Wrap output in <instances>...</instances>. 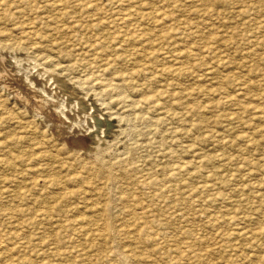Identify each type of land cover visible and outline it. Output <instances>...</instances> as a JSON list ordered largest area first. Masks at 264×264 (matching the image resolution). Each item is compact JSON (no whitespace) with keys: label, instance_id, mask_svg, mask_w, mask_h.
<instances>
[{"label":"rangeland","instance_id":"1","mask_svg":"<svg viewBox=\"0 0 264 264\" xmlns=\"http://www.w3.org/2000/svg\"><path fill=\"white\" fill-rule=\"evenodd\" d=\"M20 1L0 0V264H264V0Z\"/></svg>","mask_w":264,"mask_h":264},{"label":"bare ground","instance_id":"2","mask_svg":"<svg viewBox=\"0 0 264 264\" xmlns=\"http://www.w3.org/2000/svg\"><path fill=\"white\" fill-rule=\"evenodd\" d=\"M3 1V0H2ZM22 1V0H21ZM20 1V2H21ZM31 1V0H30ZM48 1V0H47ZM101 1V0H100ZM5 2V1H4ZM68 2H69V0H68ZM67 2V3H68ZM71 2H74V1H71ZM77 2V1H76ZM76 2H75V5H73L72 7H74V6H76ZM81 2V1H80ZM90 2H92L91 0H90ZM93 2H95V0L93 1ZM59 3H60V0H59ZM59 3H58V5H59ZM64 3V2H63ZM227 3V2H226ZM3 4V3H2ZM14 4H15V2H14ZM49 4H51V3H49ZM49 4H47V5H49ZM57 4V3H56ZM78 4V3H77ZM9 5V4H8ZM12 5V4H11ZM33 5H36V4H33ZM54 5H55V3H54ZM53 5V6H54ZM63 5V4H62ZM94 5V4H93ZM50 6H52V5H50ZM52 6V7H53ZM81 6V5H80ZM79 6V7H80ZM90 6V3H89V1H86L84 4H83V7H89ZM5 6H3V8H4ZM10 7V6H9ZM8 7V8H9ZM13 7H14V5H13ZM16 7H17V5H16ZM51 7V8H52ZM63 7H66V6H64L63 5ZM69 7V6H68ZM93 7V6H92ZM7 8V7H6ZM58 8H60V7H58ZM82 8V7H81ZM97 8V7H96ZM10 9H11V7H10ZM33 9V8H32ZM48 9V8H47ZM50 9V8H49ZM56 9V8H55ZM9 10V9H8ZM22 10V9H21ZM51 10H53V8L51 9ZM4 11V10H3ZM24 11H26V10H24ZM36 11V10H35ZM15 12V11H14ZM21 13L23 12V11H20ZM31 12V11H30ZM26 13H28V12H26ZM37 13V12H36ZM24 15V14H23ZM37 15H39V14H37ZM119 15V14H118ZM140 15H142L141 13H140ZM25 16V15H24ZM32 15H30V17H31ZM120 16H122L121 14H120ZM127 16V15H126ZM138 16V15H137ZM27 17H28V15H27ZM27 17H25V18H27ZM39 17V16H38ZM129 17H131V16H129ZM128 17V18H129ZM24 18V19H25ZM37 18V17H36ZM52 18V17H51ZM120 19V18H119ZM130 19H133V17L132 18H130ZM129 19V20H130ZM29 20V22L31 21V19H27V21ZM34 20H36V19H34ZM126 20H127V18H126ZM134 20V19H133ZM22 21V20H21ZM20 21V22H21ZM124 21V20H123ZM128 21V20H127ZM132 21V20H131ZM24 22H25V20H24ZM24 22H22V23H24ZM32 22V21H31ZM36 23H37V21H35ZM16 24L15 23V26H14V31H16V32H18V33H25V35L28 33V34H33V31H34V29H32L34 26L32 25V24H30V25H28V27H27V25H24V24ZM35 23V24H36ZM131 23V22H130ZM14 24V23H13ZM78 24V23H77ZM76 25V24H75ZM79 25V24H78ZM70 26H72V25H70ZM74 26V25H73ZM25 27H27L28 29H25ZM61 26L59 25V28H60ZM63 27H65V26H63ZM67 28H69V27H67ZM72 28V27H71ZM1 29V28H0ZM32 29V30H31ZM259 29V28H258ZM262 29V28H261ZM73 30H76V29H74L73 28ZM0 31H2V30H0ZM70 31V30H69ZM77 31V30H76ZM36 32V31H35ZM34 32V33H35ZM260 32V31H259ZM76 33V32H75ZM9 34H12V33H8V35ZM78 34V33H77ZM1 35V34H0ZM15 35V34H14ZM19 35V34H18ZM6 36V35H5ZM5 36H4V38H5ZM10 36V35H9ZM12 36V35H11ZM71 36V35H70ZM16 37V36H15ZM127 38V37H126ZM8 38H6L5 40H7ZM21 39H23V38H21ZM71 39H72V36H71ZM132 39V38H131ZM131 39L129 40V42L131 41ZM149 39H150V37H149ZM2 40V39H1ZM5 40H4V42H5ZM23 40H25V39H23ZM99 41V40H98ZM37 41H35V42H32L31 44H33V46H38L37 45V43H36ZM4 44V43H3ZM52 44V43H51ZM116 44H117V42H116ZM1 45V44H0ZM10 45V44H9ZM53 45V44H52ZM94 45V44H93ZM93 45H91V46H93ZM32 45H31V47L32 48H36V47H33ZM58 46V45H57ZM74 46V45H73ZM77 46H80V45H77ZM84 46H86V47H88L89 45H84ZM2 47L4 48V46L2 45ZM82 46H80L79 48H81ZM5 49V48H4ZM87 49V48H86ZM50 50V49H49ZM95 50V49H94ZM93 50V51H94ZM77 52H78V50H76ZM85 51V50H84ZM96 51V50H95ZM94 51V52H95ZM102 51V50H101ZM263 51H264V49H263ZM83 52V51H82ZM100 52V51H99ZM40 53V52H39ZM81 53V52H80ZM79 52H78V54H80ZM90 53H91V51H90ZM97 53V52H96ZM133 53V52H132ZM45 54V53H44ZM81 54H83V53H81ZM85 54H86V52H85ZM101 54H102V52H101ZM261 54V53H260ZM45 59H47L49 62H52V63H54V57L53 56H51L50 54H46V55H43V54H41ZM75 55H76V53H75ZM84 55V54H83ZM90 55V54H89ZM97 55V54H96ZM37 56V55H36ZM41 56V57H42ZM60 56V55H59ZM82 56V55H81ZM101 56V55H100ZM6 57V56H5ZM61 57V56H60ZM94 57V56H93ZM97 58H98V56H96ZM96 57H95V59H96ZM79 57H77V59H78ZM82 58H83V56H82ZM87 58H89V57H87ZM100 58V57H99ZM117 58H119V57H117ZM124 58V57H123ZM182 58V57H181ZM74 59V58H73ZM75 59H76V57H75ZM80 59H81V57H80ZM80 59H78V60H80ZM191 59V58H190ZM193 59V58H192ZM43 60V59H42ZM60 60V59H59ZM63 60V59H62ZM82 60V59H81ZM85 60V59H84ZM84 60H82V61H84ZM99 60V59H98ZM262 60H264V58L262 59ZM40 61V60H39ZM61 61V60H60ZM92 61H93V63H94V59H92ZM43 62V61H42ZM49 62H47V63H49ZM58 62V61H57ZM63 62H64V60H63ZM58 62V65H59V68L61 69V70H65V71H70V70H72V69H74V68H76V67H78L79 65H80V63L79 62H77V61H70V62ZM89 63V62H88ZM50 64V63H49ZM53 65V64H52ZM90 65V64H89ZM90 66H92V65H90ZM95 66V65H94ZM97 66H98V64H97ZM96 66V67H97ZM103 67V66H102ZM58 68V69H59ZM100 68H101V66H100ZM107 68V67H106ZM80 70V69H79ZM95 70H97V69H95ZM98 70H100L99 68H98ZM102 70V69H101ZM167 70V69H166ZM166 70H163V71H166ZM58 71V70H57ZM74 71V70H73ZM77 71V70H76ZM85 71H88V69L87 70H84L83 72H85ZM103 71H105V70H102V73H104V74H106L105 72H103ZM108 71H109V69H108ZM75 72V71H74ZM82 72V73H83ZM92 72V71H91ZM91 72H85L84 74H82V76H83V79L85 80V81H87V80H93L92 78H91V76H88ZM4 73V72H3ZM73 73V72H72ZM6 74V73H5ZM76 74V73H75ZM95 74H96V72H95ZM52 75V74H51ZM72 77V76H71ZM73 78H75V77H73ZM91 78V79H90ZM98 78V76H96L95 77V79H97ZM4 79V78H3ZM104 79V78H103ZM5 80V79H4ZM69 80V79H68ZM18 81H19V79H18ZM23 81V80H22ZM7 82V81H6ZM104 82V81H103ZM102 82V83H103ZM90 83H93V82H90ZM105 83V82H104ZM10 84V83H9ZM85 85V84H84ZM92 86V85H91ZM119 86V85H118ZM117 86V87H118ZM58 88V87H57ZM98 88V87H97ZM124 88V87H123ZM36 92V91H35ZM38 94V93H37ZM28 95V94H27ZM33 95V94H32ZM35 95V94H34ZM30 96V95H29ZM28 96V97H29ZM25 97V96H24ZM32 98V97H31ZM43 97H41L39 94H38V97H37V99H35L36 101H35V105L33 104V107L32 108H38V109H40L41 111L43 110L44 112H46V113H48V114H52L53 116H54V118L56 117V119H58V117H57V115L54 113V111H53V107H52V105H51V103H49V102H44V100L42 99ZM5 99V98H4ZM4 99H2V100H4ZM24 99V98H23ZM231 100V99H230ZM33 101H34V99H33ZM232 101H233V99H232ZM231 101V102H232ZM34 103V102H33ZM161 105V104H160ZM157 107V106H156ZM163 107V106H162ZM161 107V108H162ZM25 109H26V107H25ZM28 110H29V108H27ZM32 110V109H31ZM34 110V109H33ZM37 110V109H36ZM28 112V111H27ZM39 112V111H38ZM36 113V112H35ZM43 114V113H42ZM36 116V115H35ZM39 116H40V113H39ZM49 116V115H48ZM151 116V115H150ZM41 118H42V116H41ZM45 120V119H44ZM55 120V119H54ZM147 120V119H146ZM42 121V120H41ZM49 121V120H48ZM57 121H59V120H57ZM56 122V121H55ZM59 123V122H58ZM164 123V122H163ZM40 124V123H39ZM57 123H53L52 125H54V128L55 129H57V131H59V133H60V136L61 137H63L64 139H65V141H68L67 143H69L70 142V144L73 142V141H77L76 139H78V138H76L75 139V137H72L71 135H69V133H68V127H66V126H64V127H59L58 126V124L56 125ZM63 125V124H62ZM61 125V126H62ZM47 126V125H46ZM51 128H53V127H51ZM55 129H54V131H55ZM78 129V128H77ZM52 130V129H51ZM79 130V129H78ZM76 132H78V131H76ZM185 132V131H184ZM143 133V132H142ZM186 133V132H185ZM52 135H53V133H52ZM51 135V136H52ZM75 135V134H74ZM83 135H84V133H83ZM49 137H50V135H49ZM82 137V136H81ZM80 137V138H81ZM79 138V139H80ZM53 140V139H52ZM56 140V139H55ZM89 140V139H88ZM80 142L81 143H84L85 145L86 144H88V142H86V138H85V140L84 139H82V140H80ZM86 142V143H85ZM80 143V144H81ZM66 144V143H65ZM69 144V145H70ZM79 144V145H80ZM77 145V143L75 144V146ZM82 145V144H81ZM80 145V146H81ZM71 146V145H70ZM74 146V147H75ZM87 146V145H86ZM68 147V146H67ZM82 147L83 148H85L83 145H82ZM96 147V146H95ZM87 148V147H86ZM105 149V148H104ZM70 151V150H69ZM86 151V150H85ZM82 152V151H81ZM104 152V151H103ZM102 152V153H103ZM44 153V152H43ZM89 153V152H88ZM100 154H101V152H99ZM80 155V154H79ZM102 155V154H101ZM37 157H39V155L37 154L36 155ZM44 156V155H43ZM93 156V155H92ZM36 157V158H37ZM95 157V156H94ZM40 158V157H39ZM52 158V157H51ZM16 159V158H15ZM96 159V158H95ZM97 160V159H96ZM177 163V162H176ZM187 164V163H186ZM101 166H102V164H101ZM184 166V165H183ZM182 167V166H181ZM186 167V166H185ZM28 168H30V167H28ZM179 169V168H178ZM174 170V169H173ZM37 171H38V169H37ZM178 171V170H177ZM39 172V171H38ZM174 172V171H173ZM173 172L171 173V174H173ZM50 173V172H49ZM110 173V172H109ZM175 173H176V170H175ZM20 175H22L21 173H20ZM19 175V176H20ZM42 175V174H41ZM173 175H175V174H173ZM18 176V175H17ZM111 176H112V174H111ZM45 177V176H44ZM173 178H174V176H173ZM174 180V179H173ZM171 181H172V179H171ZM46 182V181H45ZM148 183H151V182H148ZM28 185V184H27ZM171 185V184H170ZM196 185V184H195ZM168 188V187H167ZM171 188H172V185H171ZM202 188V187H201ZM209 188V187H208ZM17 189V188H16ZM190 189H192V188H190ZM189 189V190H190ZM204 189V188H203ZM197 190V189H196ZM195 190L193 189V192H194ZM206 191V190H205ZM6 192V191H5ZM13 192V191H12ZM18 192V191H17ZM203 192V191H202ZM6 194V193H5ZM5 194H4V196H5ZM22 194H25V193H22ZM172 194V193H171ZM198 194V193H197ZM8 195V194H7ZM11 195V194H10ZM185 195V194H184ZM194 195V194H193ZM192 195V196H193ZM199 195V194H198ZM3 196V195H2ZM183 196V195H182ZM204 196V195H203ZM202 196V197H203ZM6 197V196H5ZM10 197V196H9ZM194 197V196H193ZM201 197V198H202ZM11 198V197H10ZM16 198V197H15ZM25 198H26V196H25ZM204 198V197H203ZM5 199V198H4ZM7 199V198H6ZM191 199V198H190ZM7 201V200H6ZM194 201V200H193ZM138 204H140V203H137V205ZM140 205H142V204H140ZM139 206V205H138ZM143 206V205H142ZM136 208V207H135ZM138 208H140V207H138ZM144 208V206L142 207V208H140L141 210ZM143 214H145V211L144 210H142V211H140V212H135V215H139V216H141V215H143ZM44 215V214H43ZM14 216V215H13ZM37 216V215H36ZM44 218H45V216H44ZM110 219V218H109ZM234 219V218H233ZM214 220V219H213ZM111 221V220H110ZM216 224V223H215ZM11 249V248H10ZM127 252V251H126ZM130 256V255H129ZM119 257V256H118ZM117 257V258H118ZM122 261V260H121ZM126 261H127V259H126ZM126 264V263H125ZM263 264V263H262Z\"/></svg>","mask_w":264,"mask_h":264}]
</instances>
